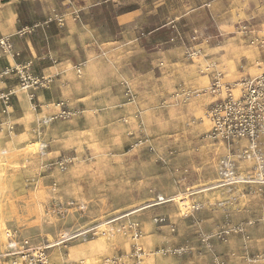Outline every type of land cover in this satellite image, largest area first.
<instances>
[{
	"label": "rangeland",
	"instance_id": "obj_1",
	"mask_svg": "<svg viewBox=\"0 0 264 264\" xmlns=\"http://www.w3.org/2000/svg\"><path fill=\"white\" fill-rule=\"evenodd\" d=\"M6 36L56 82L0 79V251L12 230L58 263L264 264V133L215 134L209 93L263 73L264 0H0ZM123 216L138 240L62 244Z\"/></svg>",
	"mask_w": 264,
	"mask_h": 264
},
{
	"label": "built area",
	"instance_id": "obj_2",
	"mask_svg": "<svg viewBox=\"0 0 264 264\" xmlns=\"http://www.w3.org/2000/svg\"><path fill=\"white\" fill-rule=\"evenodd\" d=\"M25 33L26 31H22L20 35L23 36ZM255 43L252 41V45ZM19 57L20 53L15 51L13 38L11 36L1 38L0 61ZM77 72L81 74L82 71L78 68ZM11 78L19 80L21 90L29 96L31 101L35 100L37 92L48 89L53 83V78L36 74L32 60L9 65L0 71V79ZM209 93L214 97H221L212 105L210 113L215 125V134L219 133L229 143L242 139L254 140L259 133H264V71L259 76L241 79L235 85L222 84L218 77L214 80ZM223 95L225 97H222ZM14 96L15 92L12 90L0 92V116L10 114ZM159 201L165 200L159 198ZM126 218L129 217L123 216L100 223L72 236L65 234L62 244L77 239L109 237L112 235L110 234L113 231L112 225L124 220H127V224H122L120 231H123L125 235L128 231L131 239L136 241L140 238L139 224L132 221L133 219ZM156 222L161 223L163 219H157ZM5 238L6 244L0 251V264H75L51 261L46 253V247L33 245L31 239L20 238L18 232L9 230L5 233ZM134 252L140 255L142 249L136 246ZM104 264H121V262L119 259H107Z\"/></svg>",
	"mask_w": 264,
	"mask_h": 264
},
{
	"label": "crops",
	"instance_id": "obj_3",
	"mask_svg": "<svg viewBox=\"0 0 264 264\" xmlns=\"http://www.w3.org/2000/svg\"><path fill=\"white\" fill-rule=\"evenodd\" d=\"M245 25H247L248 27H251V25H249V24H245ZM13 43H14V48H15V51H16V44H15V40H13ZM25 49H26V47H25ZM31 49H33V48H31L30 47V49H26V51L28 52V56H25L24 55V53H23V51H16V52H18V53H20V57L19 58H16V59H11V58H8V59H6V60H3V61H0V70H2V69H4V68H6L7 66H9V65H14V64H16V63H21V62H23V61H26V60H32V61H34V65H35V70H36V74H38V75H43V76H49L48 74H46V73H44V72H39L38 70H37V63H36V61L34 60V56H33V54H32V51H31ZM30 50V51H29ZM31 54V55H30ZM259 64V63H258ZM261 64H262V62H261ZM260 64V65H261ZM7 82L8 83H10V81L9 80H7ZM56 82V78L55 77H53V85H54V83ZM8 85V84H7ZM5 88V89H4ZM11 90V88H7V86H6V84H5V82H1L0 83V92H8V91H10ZM40 93H44L43 91H39V92H37V98H38V96H39V94ZM13 100H14V98H13ZM12 105H13V101H12ZM13 109V108H12ZM2 133H0V135H1Z\"/></svg>",
	"mask_w": 264,
	"mask_h": 264
}]
</instances>
